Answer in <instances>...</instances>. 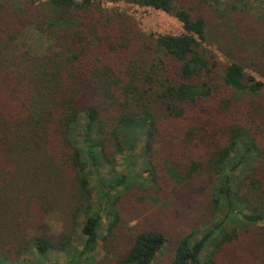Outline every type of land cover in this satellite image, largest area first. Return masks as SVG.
Wrapping results in <instances>:
<instances>
[{"label":"trees","instance_id":"16d2710c","mask_svg":"<svg viewBox=\"0 0 264 264\" xmlns=\"http://www.w3.org/2000/svg\"><path fill=\"white\" fill-rule=\"evenodd\" d=\"M103 1L183 34L101 0H0V264H96L104 219L111 234L132 198L173 200L167 219L195 199L202 220L137 231L115 264L167 245L166 264H264V0Z\"/></svg>","mask_w":264,"mask_h":264},{"label":"rangeland","instance_id":"374dc122","mask_svg":"<svg viewBox=\"0 0 264 264\" xmlns=\"http://www.w3.org/2000/svg\"><path fill=\"white\" fill-rule=\"evenodd\" d=\"M45 1V0H42ZM102 5L106 8L119 9L120 11L128 13L130 16L134 17L140 28L148 33L155 35H173L179 36L183 34L182 24L175 18L161 12L154 10L152 8H143L134 4L119 3L110 4L101 0ZM219 57L223 62H228V60L219 54ZM140 144H143L141 142ZM117 162L119 165L123 164V157L118 155ZM120 168V167H119ZM122 170V169H121ZM137 171H141V167L136 168ZM175 195V193H173ZM155 198V197H154ZM157 199L137 202L135 198L127 199L121 204V217H119L118 223L113 228L112 233H108L107 228L110 222L113 221V217L109 216L104 219L103 227L101 230L102 238L95 248V251L89 255V259L96 264H115L116 261L125 255L131 243V238L133 235L143 229L148 228H162L168 232L169 235L174 237H179L187 234V230L193 227L194 224L201 222L202 215L200 209H202V204L197 202L195 199L189 205V208L180 207L181 212H185L186 216H182V213L174 214L175 218L167 219L166 215L170 214V209L174 205L173 200L161 199L159 202ZM173 210V209H172ZM164 212V214H163ZM59 214L50 215L51 229L54 234L61 231L62 219H60ZM84 215L79 220L83 223ZM77 233H80L81 225L76 229ZM77 236V241L74 243V247L78 250H82L80 246L81 240ZM70 254H51L49 256L50 264H67L70 260ZM86 257L82 260L84 261ZM171 259V253L169 246L167 245L163 252H161L154 264H166ZM86 261V260H85Z\"/></svg>","mask_w":264,"mask_h":264}]
</instances>
